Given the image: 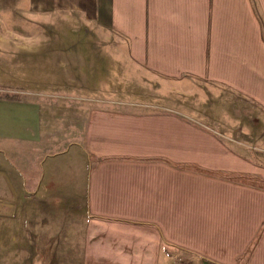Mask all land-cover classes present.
<instances>
[{"label": "crops", "instance_id": "crops-1", "mask_svg": "<svg viewBox=\"0 0 264 264\" xmlns=\"http://www.w3.org/2000/svg\"><path fill=\"white\" fill-rule=\"evenodd\" d=\"M8 1L0 264H264V165L145 94L201 81L264 117V0ZM76 218L82 258L49 240Z\"/></svg>", "mask_w": 264, "mask_h": 264}, {"label": "rangeland", "instance_id": "rangeland-1", "mask_svg": "<svg viewBox=\"0 0 264 264\" xmlns=\"http://www.w3.org/2000/svg\"><path fill=\"white\" fill-rule=\"evenodd\" d=\"M9 11H13V5L10 4L8 0H0V33H2L4 29H11L12 31H15V29L18 31L19 29L17 24L14 25L12 21L9 20L14 16L13 14V16L10 15ZM5 18L8 20L6 24H4ZM76 28L77 26H75V29ZM80 30L83 31V29ZM26 31L60 33L67 31V29L65 25L62 26V24L56 20V23L53 25L46 24L35 29L34 26L28 24L26 26ZM75 32H77V30H75ZM148 78H150V76H148ZM146 86V95L159 98V101L154 100L156 104L150 106V109H169L171 111L184 113L198 123L213 128L214 131L220 134L219 137L223 141L242 150L243 153L249 155L255 162L264 165V117H260L256 110L242 107L243 105H241L237 99H231L230 96L226 95L221 89H217L212 86V84L206 82H195L193 86H191L190 91H188V94L180 92V94L168 95L172 98L171 100L167 99V94H165L167 89L160 87L154 92L150 86ZM4 91L1 84L0 95H3ZM128 91L131 92V90ZM110 95H114V93L108 94V96ZM90 96L92 98L94 96L102 97V93L97 89H92L90 91ZM162 96L166 97L161 98ZM248 123L251 124L250 129H244V124ZM16 223L17 219H15L14 224ZM86 224V221H80L79 218H76L73 225L58 226L57 233L51 235V239L49 240L54 242L72 240L78 247V249L75 250V256L82 258L91 251L87 248L89 238L87 235L83 236L82 233ZM78 228H81V233L80 231L78 232ZM72 229L75 230V232L73 231L74 233H71ZM38 236L40 242L48 240L45 238L46 234L40 233ZM170 254L173 258L172 260H174L172 264H201L200 259L176 248H170Z\"/></svg>", "mask_w": 264, "mask_h": 264}]
</instances>
